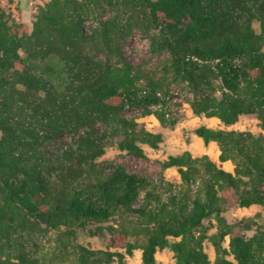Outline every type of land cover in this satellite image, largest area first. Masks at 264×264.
Returning <instances> with one entry per match:
<instances>
[{
	"label": "trees",
	"instance_id": "1",
	"mask_svg": "<svg viewBox=\"0 0 264 264\" xmlns=\"http://www.w3.org/2000/svg\"><path fill=\"white\" fill-rule=\"evenodd\" d=\"M106 12L109 17L100 16ZM90 16L97 25L87 31ZM134 27L159 30L151 49L171 54L161 70L124 55L120 41ZM173 82L188 83L195 114L227 126L256 115L264 129V0H51L27 28L10 23L0 6V255L22 247L24 233L63 231L72 240L79 229L97 225L110 232V247L125 253L75 244L77 264H125L139 248L144 264H158L165 248L174 264H211L208 240L214 264H264V216L233 223L224 216L233 206H264V135L197 128L206 144L219 145V162L189 151L170 156L163 167H177L180 183L98 163L105 151L90 133L80 138L77 152L60 157L74 167L52 162L49 142L99 120L118 123L125 135L120 148L134 156H145L138 141L158 148L162 134L121 113L127 102L160 103L157 92L170 96ZM143 89L148 93L140 97ZM155 115L177 124L165 111ZM228 162L233 171L223 166ZM212 218L218 230L209 235ZM139 237L141 247L132 240ZM0 264L41 261L23 248L16 257L0 256Z\"/></svg>",
	"mask_w": 264,
	"mask_h": 264
},
{
	"label": "rangeland",
	"instance_id": "2",
	"mask_svg": "<svg viewBox=\"0 0 264 264\" xmlns=\"http://www.w3.org/2000/svg\"><path fill=\"white\" fill-rule=\"evenodd\" d=\"M51 0H0V6L4 8L9 15L10 23L15 22L17 25L27 28L33 26L35 16L38 14L40 7L45 6ZM110 13L106 12L104 18L109 17ZM86 23L87 31L97 25L94 16H90ZM187 22V21H185ZM258 25L256 24V27ZM159 30L152 29L143 31L134 27L132 32L120 41L122 51L126 58L135 65H142L149 70H161L171 60V54L168 51L160 53L154 52L151 49L152 43L158 38ZM102 59H107L114 64H120L119 58L114 55L101 54ZM142 83H139V87ZM170 96L168 97V112L170 120H177V124L172 127L170 124H163L156 117V113L160 110L151 108L150 106L137 105L124 109L121 113L122 117L134 119L142 128L156 133L162 134L163 141L158 148H153L147 143L138 141V145L144 150V157H137L130 154L127 150L120 148V142L124 138V131L115 121H96L92 126L79 128L72 135H64L51 142L46 147L52 162L56 167H74L73 161H67L60 158L65 153L78 151V141L81 137L91 134V139L97 141L105 153L98 157L96 161L100 164L118 163L125 165L130 171L137 172L150 177L151 179L180 183L181 177L177 167L164 168L163 163L172 155H181L184 152H191L193 156L209 155L214 161L219 162L220 148L216 142L206 144L205 141L197 135L196 129L201 126L211 128H221L228 130L252 131L256 135H264V129L261 121L256 115H243L237 123L227 126L218 118H208L205 115H197L194 113L190 102L193 99V94L189 85L184 82H173L170 87ZM2 133L0 132V137ZM223 166L230 171H233L232 163H224ZM53 176V175H52ZM54 177V176H53ZM261 214L264 216V206L254 205L250 208H241L233 206L229 208L224 216L228 222H236L244 218H253ZM117 219V217L115 218ZM114 220L105 223L104 226L113 224ZM213 224L209 231V235L217 232V221L215 218L206 221V224ZM94 225L89 228L79 229L72 240L63 234V231H51L49 233L34 232L24 233L20 242L24 251L32 257H38L41 264H77V253L74 248L75 244L83 245L92 250H111L125 253V249L110 247L111 234L106 229L97 231ZM248 236L252 232L247 233ZM137 241L139 247L144 243V237L132 238ZM171 241L176 239L170 238ZM3 240L0 239V245ZM64 243H68L69 247H64ZM225 246L229 247V239L226 240ZM22 247L13 246L4 249L0 255L5 258L6 254L11 253L16 257L22 252ZM205 250L209 255L211 264H214L216 259L215 247L211 241L205 242ZM142 249L134 251V255L126 256L125 264H144L142 258ZM158 264H174V253L168 249H161L157 253ZM112 264H119L115 260Z\"/></svg>",
	"mask_w": 264,
	"mask_h": 264
},
{
	"label": "built area",
	"instance_id": "3",
	"mask_svg": "<svg viewBox=\"0 0 264 264\" xmlns=\"http://www.w3.org/2000/svg\"><path fill=\"white\" fill-rule=\"evenodd\" d=\"M189 58H192L193 60H195V61H199V62H202L201 60H198L196 57H193V56H191V57H188V59ZM187 85H188V83H186ZM148 93V91L146 90V89H143V90H141V91H139L138 92V95L140 96V97H142V96H145L146 94ZM157 96L159 97V98H161L162 99V101L160 102V103H158V104H153V105H150V107L151 108H154V109H156V110H160V111H165L166 113H167V117H169L170 116V113L168 112V109H167V106H168V97H165L164 95H163V92H157ZM128 101V100H127ZM130 108V104H128V102H127V104H126V109H129Z\"/></svg>",
	"mask_w": 264,
	"mask_h": 264
}]
</instances>
